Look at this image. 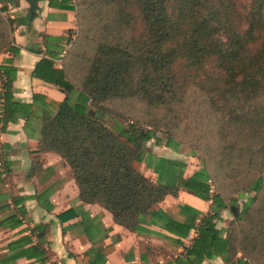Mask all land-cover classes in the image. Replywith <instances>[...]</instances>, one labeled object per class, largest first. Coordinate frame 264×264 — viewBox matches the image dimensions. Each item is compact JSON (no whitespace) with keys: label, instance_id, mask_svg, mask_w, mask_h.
I'll use <instances>...</instances> for the list:
<instances>
[{"label":"trees","instance_id":"16d2710c","mask_svg":"<svg viewBox=\"0 0 264 264\" xmlns=\"http://www.w3.org/2000/svg\"><path fill=\"white\" fill-rule=\"evenodd\" d=\"M83 3V11L76 9L78 26L86 10L99 22L110 13L114 19L98 29L96 46L81 67L79 87L71 82L66 63L63 69H55L48 60L36 66L37 75L47 72L44 78L65 93L63 101L51 102L46 106L51 110L42 115L40 151L64 159L79 199L101 205L127 230L136 231L146 215L180 239L194 229L197 236L177 264H201L216 257L227 264H264V0H252L245 28L237 20L234 0ZM10 23L0 12V53L16 54ZM0 71L7 78L0 92V119L5 125L29 106L12 101L16 70ZM198 99L209 113L207 124L213 123L209 131L213 149L206 150L213 173L199 158L198 170L185 178L184 162L154 157L142 144L158 143L155 129L162 127L165 147L176 150L179 144L171 130L191 115ZM128 100L152 111L150 129L131 124L113 130L95 117L107 116L110 102ZM135 162H144L156 181L137 170ZM225 189L239 196L254 195L223 231L217 224L223 221L222 211L228 210ZM181 191L210 202L208 215L181 206L184 221L178 222L153 210L165 197L175 198Z\"/></svg>","mask_w":264,"mask_h":264},{"label":"crops","instance_id":"0c3cea01","mask_svg":"<svg viewBox=\"0 0 264 264\" xmlns=\"http://www.w3.org/2000/svg\"><path fill=\"white\" fill-rule=\"evenodd\" d=\"M74 3L35 0L32 7L31 0H0L2 17L11 21L10 39L16 50L0 53V67L16 70L12 101L29 106L5 125L0 119V264H177L197 236L194 229L180 239L146 215L136 231L127 230L101 205L82 202L67 162L39 149L41 118L51 110L46 106L63 101L65 93L44 78L47 72L40 70L39 76L35 69L42 60L51 61L55 69L65 68L67 44L78 33ZM0 79L2 84L7 81L2 71ZM134 166L155 180L145 163ZM181 206L206 216L210 202L181 191L175 198L165 197L153 210L183 222ZM201 264L227 263L216 257Z\"/></svg>","mask_w":264,"mask_h":264},{"label":"rangeland","instance_id":"374dc122","mask_svg":"<svg viewBox=\"0 0 264 264\" xmlns=\"http://www.w3.org/2000/svg\"><path fill=\"white\" fill-rule=\"evenodd\" d=\"M83 1L85 0H74L76 9H81L83 11ZM234 3L239 11L237 20L240 22V25L245 28L248 21V14L246 11L250 3H252V0H234ZM113 19V14L110 13L107 17L101 18L99 22L97 19H94L92 12H88L87 10L84 16L80 17L77 36L71 47L66 48V64L69 68L70 80L75 87L80 86L83 77V69L81 67H84V63L91 56L99 39L100 33L98 34V29H103L105 27L103 25H108V22ZM209 70L213 71L214 69L209 68ZM107 106L109 109L107 116H102L99 120L104 121L108 128L114 130L116 125L127 127L133 124L138 129H150L148 125H150V122L154 118V114L140 104L139 101H113ZM208 121H210L209 113L202 105L201 100L198 99L191 107V115L184 119L178 128L170 129L175 143L179 144L176 150L165 147L167 135L162 127L155 129V135L159 138V142L156 143L154 140H151L146 145L142 144V148L143 150H149L151 153L153 152L155 155L154 157H160L158 155H173L176 159L181 160L186 164L184 175H189L191 172L198 170L200 167L199 158L205 160L210 172L213 173L211 168L212 164H209V154L206 151L209 148L213 149V141L209 134V131L213 129V123L210 122V124H207ZM207 125H210V127H207ZM147 157V155H144V159L147 160ZM137 167H141V165L137 164ZM151 172L155 174L152 170ZM147 173L150 172L147 171ZM147 177L152 180L149 174H147ZM156 179L157 177L153 181H156ZM211 184L213 185V190H217L215 187L217 185L213 181ZM222 194L228 205V210L224 212V221H221L217 225L224 230L226 227H229V223L235 219L230 210L231 207H234L238 214L243 203L254 194L243 192L242 195L239 196L233 189H225ZM231 199L237 202L231 203Z\"/></svg>","mask_w":264,"mask_h":264},{"label":"built area","instance_id":"2783aa9c","mask_svg":"<svg viewBox=\"0 0 264 264\" xmlns=\"http://www.w3.org/2000/svg\"><path fill=\"white\" fill-rule=\"evenodd\" d=\"M76 36H77V33H73L70 36L69 43L67 44L68 48L71 47V45H72L73 41L75 40ZM65 54H66V52H63V55H65ZM2 86H3V84H2L1 79H0V91L2 90Z\"/></svg>","mask_w":264,"mask_h":264},{"label":"water","instance_id":"95a60500","mask_svg":"<svg viewBox=\"0 0 264 264\" xmlns=\"http://www.w3.org/2000/svg\"><path fill=\"white\" fill-rule=\"evenodd\" d=\"M31 2H32V7H33V6L35 5V0H31ZM89 114H90V115H95L94 112H92V111H89ZM95 117H96L97 119L102 118V116H100V115H95ZM230 210L232 211V213H233L234 216L237 215V211H236V209H235L234 207H231Z\"/></svg>","mask_w":264,"mask_h":264}]
</instances>
